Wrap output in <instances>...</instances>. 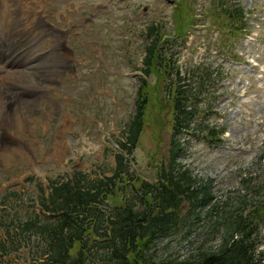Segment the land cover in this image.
<instances>
[{"label": "rangeland", "instance_id": "374dc122", "mask_svg": "<svg viewBox=\"0 0 264 264\" xmlns=\"http://www.w3.org/2000/svg\"><path fill=\"white\" fill-rule=\"evenodd\" d=\"M190 1L198 15L196 27H189L184 44L172 51H176L183 76L200 77L207 71L213 80L208 77L209 96L201 97L199 103L203 113L181 136L182 141L187 139V149L179 162L196 180H213V197L191 233L173 235L158 244V255L179 260L199 247L216 246L221 233L214 222L238 208L240 201H247L246 209L264 203V0ZM222 2L237 3L245 11L242 34L228 35L231 15L216 6ZM12 3L19 9L16 18L24 19V24L31 18L34 23L29 32L32 58L53 49L59 72L49 80L52 72L48 68L27 70L24 66L7 76L12 83L33 87L39 94L46 92L55 107L36 94L39 105L31 111L9 112L4 123L5 102L0 92V201L11 192L20 198L19 202L11 196L10 202L0 203V209L13 208L25 217L41 210L42 188L46 195L49 182L58 177H71L75 171L85 172L89 179L111 175L118 141L135 110L142 76L139 68L150 42L147 27L156 23L164 36L180 39L185 32L178 34L174 29L172 0H0L1 20L14 9ZM43 22L52 28L36 25ZM159 77L155 72L149 76L152 95L131 162L132 169L148 180L156 178L155 162L167 160L172 135L171 107L161 101L164 91ZM214 81L218 82L212 86ZM2 83L8 86L0 77ZM3 97L6 102L12 100L9 93ZM202 122L223 130L221 143L207 142L205 133L196 136L199 132L194 128ZM2 131H6L5 140ZM15 136L16 140L10 138ZM9 138L11 145L4 146ZM18 140L32 146L20 148ZM260 248H264V238ZM29 260L30 252L25 249L4 257L0 264H29Z\"/></svg>", "mask_w": 264, "mask_h": 264}, {"label": "trees", "instance_id": "16d2710c", "mask_svg": "<svg viewBox=\"0 0 264 264\" xmlns=\"http://www.w3.org/2000/svg\"><path fill=\"white\" fill-rule=\"evenodd\" d=\"M216 6L231 15L229 35L243 30L245 15L237 3ZM147 34L152 39L146 46L136 112L119 141L121 153L116 155L112 175L90 180L76 174L74 179L52 182L40 205L53 219L37 213L21 218L0 210V263L7 255L28 248L30 264H264V248H260L264 203L246 209V200L214 222L221 233L216 246L199 247L184 260L158 255L161 241L191 233L201 210L211 204L213 180H196L178 160L185 150L181 136L203 113L199 103L209 96L206 84L210 75H194L198 79L189 73L182 76L176 53L170 49L178 43L162 41L160 28L154 25ZM154 72L163 81L161 101L171 107L173 122L167 160L155 162L156 178L148 180L131 170V162L152 95V84L145 78ZM204 123L194 128L199 132L194 134L205 133L207 142L221 143L223 130Z\"/></svg>", "mask_w": 264, "mask_h": 264}, {"label": "bare ground", "instance_id": "6f19581e", "mask_svg": "<svg viewBox=\"0 0 264 264\" xmlns=\"http://www.w3.org/2000/svg\"><path fill=\"white\" fill-rule=\"evenodd\" d=\"M32 13H33V11H31V14ZM17 14L18 13L16 10H12L11 14L6 19H3V21L0 23V50H1V48H6L7 50L10 51L12 49V46H14V45L16 46L18 39L20 41L21 38H19V37L23 36L22 35L23 30H26L29 28V26L23 25L25 22L24 19H22L21 17L16 18V17H19ZM11 16H13L15 18H9ZM30 23H31V21H30ZM36 25L39 28L50 27V24H48L47 22L44 25H41L39 23H37ZM30 26L33 27L34 23H31ZM53 29H54V27H53ZM30 31L31 30H28L27 34H29ZM51 39L52 38H50V40ZM54 52H52V53L50 52L51 54L49 55V57L43 58L44 65H46L47 68L49 70H51V72H52V75L50 76L49 80H53V78H55L57 76V74L59 73L58 70H56L58 67V64L56 62H54V58H55ZM10 54L14 56V60H16V58L21 55V53L17 54V50L15 49V47H14V50ZM8 57L11 58V56H8ZM9 62L13 63V60L9 61ZM0 69H1V66H0ZM7 75H0V77L2 78V81H4V82L10 81L9 79H7ZM45 75H48V72H46ZM26 88L30 89V91L32 92V96L29 100L20 98L19 96L16 97L14 95V93L11 92L9 89H7L3 83L0 84V92H2L1 98L5 102L4 103V107H5L4 123L7 122L5 120L8 118L9 112L13 113L16 110H21V109H26L27 111H31V109L33 108L32 106H36V105L40 104V101L36 97V94H39L40 92H37V90H35V88H33V87H26ZM31 88H33V89H31ZM6 93H9L10 97H12L11 98L12 100L10 103L6 102L5 98L3 97V95H6ZM43 94L44 93H41L38 95L39 99H42L45 102H47L48 104L50 103L52 107H55V100H53L49 97L45 99ZM8 103L10 105L9 107H7ZM5 104H7V105H5ZM23 118H25V117H22V119ZM5 133H6V131H5ZM10 136H14V134L10 135ZM10 138H13L15 140L17 139L16 136L10 137ZM10 138L6 140V143L4 144V146L11 145L10 144L11 143ZM17 144H18V147L24 148V149H30V147L32 146L31 143L26 144L25 142H23V140H18ZM17 144H14V145H17Z\"/></svg>", "mask_w": 264, "mask_h": 264}]
</instances>
